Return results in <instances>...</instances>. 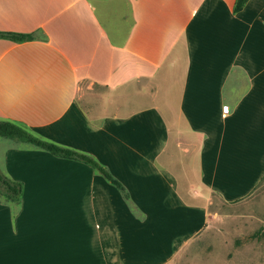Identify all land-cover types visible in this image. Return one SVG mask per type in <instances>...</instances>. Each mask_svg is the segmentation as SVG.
<instances>
[{
    "label": "crops",
    "instance_id": "0c3cea01",
    "mask_svg": "<svg viewBox=\"0 0 264 264\" xmlns=\"http://www.w3.org/2000/svg\"><path fill=\"white\" fill-rule=\"evenodd\" d=\"M0 0V264H166L264 178V0ZM227 109V111H225Z\"/></svg>",
    "mask_w": 264,
    "mask_h": 264
},
{
    "label": "rangeland",
    "instance_id": "374dc122",
    "mask_svg": "<svg viewBox=\"0 0 264 264\" xmlns=\"http://www.w3.org/2000/svg\"><path fill=\"white\" fill-rule=\"evenodd\" d=\"M166 264H264V178L248 195H212L206 225Z\"/></svg>",
    "mask_w": 264,
    "mask_h": 264
},
{
    "label": "trees",
    "instance_id": "16d2710c",
    "mask_svg": "<svg viewBox=\"0 0 264 264\" xmlns=\"http://www.w3.org/2000/svg\"><path fill=\"white\" fill-rule=\"evenodd\" d=\"M247 1L248 0H235L233 7L234 11L238 12L242 10ZM0 37L9 38L15 41H24L35 39L36 35L34 33L0 30ZM0 135L33 143L57 156L83 161L99 169L105 175V177L110 179L119 188L124 190L122 183L114 178L112 174L93 155L85 151L63 146L56 142L40 138L22 125L10 120L0 119ZM22 187V182L11 179L0 168V195L4 196L7 200H18L22 192Z\"/></svg>",
    "mask_w": 264,
    "mask_h": 264
},
{
    "label": "snow or ice",
    "instance_id": "6c2138e0",
    "mask_svg": "<svg viewBox=\"0 0 264 264\" xmlns=\"http://www.w3.org/2000/svg\"><path fill=\"white\" fill-rule=\"evenodd\" d=\"M225 111H227V109H225Z\"/></svg>",
    "mask_w": 264,
    "mask_h": 264
}]
</instances>
